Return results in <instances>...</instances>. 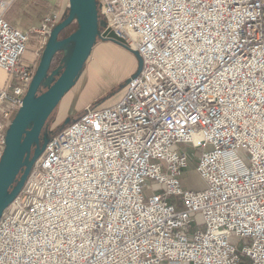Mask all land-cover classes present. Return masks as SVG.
I'll list each match as a JSON object with an SVG mask.
<instances>
[{
    "label": "built area",
    "instance_id": "1",
    "mask_svg": "<svg viewBox=\"0 0 264 264\" xmlns=\"http://www.w3.org/2000/svg\"><path fill=\"white\" fill-rule=\"evenodd\" d=\"M14 1L0 0V159L59 22L20 29ZM97 2L100 34L140 71L49 138L0 217V264H264V0H164L163 28L143 21L147 0ZM192 157L198 190L182 181Z\"/></svg>",
    "mask_w": 264,
    "mask_h": 264
},
{
    "label": "water",
    "instance_id": "2",
    "mask_svg": "<svg viewBox=\"0 0 264 264\" xmlns=\"http://www.w3.org/2000/svg\"><path fill=\"white\" fill-rule=\"evenodd\" d=\"M73 22L76 29L69 35L62 36L63 30ZM103 24V20L100 21L97 0H68L66 16L52 29L23 104L6 132L5 149L0 159V217L20 192L33 163L43 152L50 138L45 135L43 144H40L45 123L63 95L74 84L96 39L110 40L125 46L138 60V68L132 77L140 71L141 58L138 53L128 48L123 39L110 29L100 34ZM69 42L71 47L68 51L65 44ZM59 52L66 55L64 65L54 81L45 90L38 92L50 64ZM92 105L95 106L96 103ZM70 121L67 119L64 125Z\"/></svg>",
    "mask_w": 264,
    "mask_h": 264
},
{
    "label": "rangeland",
    "instance_id": "3",
    "mask_svg": "<svg viewBox=\"0 0 264 264\" xmlns=\"http://www.w3.org/2000/svg\"><path fill=\"white\" fill-rule=\"evenodd\" d=\"M52 12H56L58 21H61L68 12V0H15L8 8L6 18L20 29L27 30L32 26L39 25L43 17ZM75 27V22L71 23L62 33V36L72 33ZM37 46V36L32 34L23 55L24 61L32 62L35 59ZM65 46H68L69 51L71 43L69 42ZM55 57L38 92L45 90L54 81L57 73L64 65L66 59L64 52L57 53ZM137 68V57L125 46L110 40L96 39L90 56L76 77L74 84L66 91L47 119L40 135V144H43L45 135L51 137L65 126L67 119L77 118L85 107L96 103L97 108H103L120 99L126 91L128 79L136 72ZM4 80L5 74L0 70V82ZM102 97L105 98L102 99ZM181 147L188 153L199 154L200 152L188 144H183ZM238 155L245 164L248 163V158L243 151H238ZM196 162L197 159L195 160V158L193 162L190 161L182 176L183 185L191 190L204 187L203 181L195 170ZM192 217L200 226L202 223L201 215L195 213Z\"/></svg>",
    "mask_w": 264,
    "mask_h": 264
},
{
    "label": "snow or ice",
    "instance_id": "4",
    "mask_svg": "<svg viewBox=\"0 0 264 264\" xmlns=\"http://www.w3.org/2000/svg\"><path fill=\"white\" fill-rule=\"evenodd\" d=\"M162 6H164V0H159V3H156L154 7L153 0H147L144 15L142 16L143 21L150 24L151 20L154 19L159 28L165 27L164 17L167 15L168 11H171L172 6L169 4L166 6V11H161ZM193 7H195V5ZM97 127L99 130V126Z\"/></svg>",
    "mask_w": 264,
    "mask_h": 264
},
{
    "label": "trees",
    "instance_id": "5",
    "mask_svg": "<svg viewBox=\"0 0 264 264\" xmlns=\"http://www.w3.org/2000/svg\"><path fill=\"white\" fill-rule=\"evenodd\" d=\"M75 29H76V27H75ZM193 161H194V157L191 158V162H193ZM242 264H245V259H243Z\"/></svg>",
    "mask_w": 264,
    "mask_h": 264
},
{
    "label": "crops",
    "instance_id": "6",
    "mask_svg": "<svg viewBox=\"0 0 264 264\" xmlns=\"http://www.w3.org/2000/svg\"><path fill=\"white\" fill-rule=\"evenodd\" d=\"M0 83H2V82H0ZM118 101H119V99H118V100H116V101H114L113 103H111V105H112V104H115V103H116V102H118Z\"/></svg>",
    "mask_w": 264,
    "mask_h": 264
},
{
    "label": "flooded vegetation",
    "instance_id": "7",
    "mask_svg": "<svg viewBox=\"0 0 264 264\" xmlns=\"http://www.w3.org/2000/svg\"><path fill=\"white\" fill-rule=\"evenodd\" d=\"M66 28H67V27H66ZM66 28L63 30V32L66 30ZM63 32H62V33H63Z\"/></svg>",
    "mask_w": 264,
    "mask_h": 264
}]
</instances>
